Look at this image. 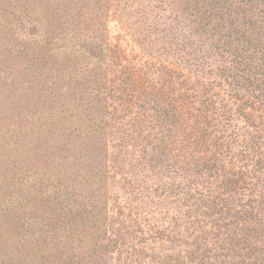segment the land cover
<instances>
[{
    "label": "trees",
    "instance_id": "obj_1",
    "mask_svg": "<svg viewBox=\"0 0 264 264\" xmlns=\"http://www.w3.org/2000/svg\"><path fill=\"white\" fill-rule=\"evenodd\" d=\"M0 264H264V0H0Z\"/></svg>",
    "mask_w": 264,
    "mask_h": 264
},
{
    "label": "rangeland",
    "instance_id": "obj_2",
    "mask_svg": "<svg viewBox=\"0 0 264 264\" xmlns=\"http://www.w3.org/2000/svg\"><path fill=\"white\" fill-rule=\"evenodd\" d=\"M168 15H169V13L165 14L164 16H168ZM181 26H183V31H184V25L181 24ZM165 27H166V29H169V28H170V29H171V28L174 29V28H176L175 25L172 24L171 26H168V25H165V26H164V25H163V26H161V29H162V28H165ZM178 29L181 30L179 27H178ZM174 30H175V29H174ZM173 34H174V31L171 32V34H169L168 39H170V36H172ZM183 34H184V35H187V32L184 31ZM167 41H169V40H167ZM166 46H167V45H165V47H166ZM210 62H211L210 64H213L214 67H213L212 65H210V64H209V67H212V68L215 69L217 64L213 63L212 61H210ZM215 70H216V69H215ZM124 89L127 91V88H124ZM138 89H140V88H138ZM142 89H146V88H142ZM129 90L132 91L133 89H132V88H128V91H129ZM5 113L7 114V116L5 117V119H7V120H12V121H13V119H14V118H13V114H12V117H10V116L8 115L7 108L5 109Z\"/></svg>",
    "mask_w": 264,
    "mask_h": 264
}]
</instances>
